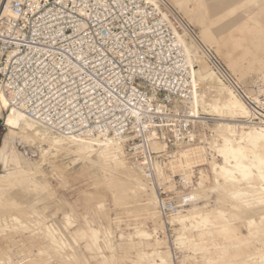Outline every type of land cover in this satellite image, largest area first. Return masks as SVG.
<instances>
[{
	"label": "rangeland",
	"instance_id": "obj_1",
	"mask_svg": "<svg viewBox=\"0 0 264 264\" xmlns=\"http://www.w3.org/2000/svg\"><path fill=\"white\" fill-rule=\"evenodd\" d=\"M162 1L176 25L190 69L191 64L195 66L192 89L199 105L194 112L202 115V119L212 118L213 123L196 124L188 146L177 143L171 131L157 134L158 141L166 145L165 151L159 154L156 169L158 188L125 155L123 144L125 168L113 169L109 176L90 167V163L95 164V156L83 163L71 147L49 148L50 143L39 140L31 146L17 144L19 155L34 167L41 164L37 169H26L27 172L0 165V264H154L162 256L172 263L178 257L176 264H238L244 258V262L249 260L246 264H264L258 257L264 254V205L246 201L244 206L230 199L227 202L228 190L234 183L228 184L227 190L221 193L223 197H217L218 201L206 202L202 194L198 201L190 200L180 214L171 218L173 222L167 223L159 215L155 194L159 189L167 197L186 194L190 197L199 191L201 180L206 181L205 189L213 186L212 165L221 164L222 158L209 153L207 145L214 141L213 126L220 123L210 113L209 104L215 100L221 104L227 97V89L213 74L208 58L214 57L247 89L256 87L264 93V0ZM237 125L238 132L247 127L242 123ZM7 127L5 117L0 118V141ZM198 146L205 147V164L193 168L190 189L173 190L171 177L178 172H172L171 161L178 158L181 150ZM44 151L47 154L42 163L39 154ZM129 169L131 175L127 173ZM12 172H19L20 178L6 179V174ZM141 176L145 190L132 191L129 186L141 181ZM119 180L125 186L131 184L125 187L128 192L111 191V184ZM152 191L156 207L146 204ZM232 203L236 205L233 208ZM224 204L228 205L224 208L227 220L224 226L192 228L191 221H186L184 226L176 222L181 216L223 209ZM31 210L32 218L22 220L21 214ZM90 229L98 232L96 242ZM146 256L150 258L146 260Z\"/></svg>",
	"mask_w": 264,
	"mask_h": 264
},
{
	"label": "built area",
	"instance_id": "obj_2",
	"mask_svg": "<svg viewBox=\"0 0 264 264\" xmlns=\"http://www.w3.org/2000/svg\"><path fill=\"white\" fill-rule=\"evenodd\" d=\"M167 11L162 0H0V96L57 135L120 141L156 187L161 155L151 138L171 131L188 146L193 127L203 124L192 111L191 69ZM208 62L247 108L246 126L264 130V93L247 89L214 57ZM191 177L178 171L173 190L190 189ZM157 190L166 223L190 203L188 194Z\"/></svg>",
	"mask_w": 264,
	"mask_h": 264
},
{
	"label": "bare ground",
	"instance_id": "obj_3",
	"mask_svg": "<svg viewBox=\"0 0 264 264\" xmlns=\"http://www.w3.org/2000/svg\"><path fill=\"white\" fill-rule=\"evenodd\" d=\"M4 1L5 0H2V4L4 3ZM180 41L182 40L180 39ZM194 68L195 66L191 64V70H192L191 75L193 76L196 73V70H194ZM220 90L222 91L221 87ZM259 91L263 93V90L259 89ZM226 96L227 97L225 98L224 101L221 102V104H218L216 100L212 101L211 104H209L210 113L216 115L218 118L215 120L219 121L220 123H217V125L213 126L214 128L212 129V131L214 135L212 136V139L214 141L212 140L213 142L207 145L209 148V153L211 154L216 153L217 156L222 158V163L221 164L213 163V165L211 164L213 183H214L213 186L211 188L205 189L206 181L201 180L202 179L201 178L200 179L201 181L198 183L199 191L196 190L190 196V200L192 201V203H194L197 199L198 200L200 199L201 194L205 197L203 199L207 200L206 202H210L211 200H215V199L217 200L218 199L217 197L219 196L221 197L222 196L221 193L224 192V190L225 191L227 190L226 188L228 184L230 186L231 183L232 184L234 183L233 187H231L230 189L228 188L229 190L227 193L228 194L227 197L229 198L226 197L228 199L227 202H229L230 199L231 202L233 200L236 202L238 201L239 204H243L244 206H246V201H254V203H257V205L263 206L264 205V130L261 128L247 126L245 127V129H241V131L238 132L239 125L237 124L238 123L245 124L244 119L247 118L248 111L247 108L244 106V104L236 97H234L228 89L226 91ZM196 105L199 104L193 98L192 100L193 113H196L194 112ZM4 111L6 112L5 116L3 115ZM2 117L3 118L5 117L6 125L9 126L6 128L5 133L2 135L0 141V165L3 168L12 167V170L13 169L16 171L22 170L25 172L28 171L26 169H30L32 167L33 169L39 168V165L41 163L38 162L39 165L36 164V166L34 167L33 164L28 162L23 156L19 155V153L16 151L17 144H28L31 146L36 140L46 141L50 143L51 146L49 148H53L56 146L71 147L74 150V153L79 157V160H81V162L83 163L87 162L88 160H91L92 156H95V164L90 163L91 164L90 167H92L93 170L96 169L101 170L103 176H109L111 173L110 171L113 169L119 170V168H125L123 161V158L125 156L124 149L120 141H115L108 137H99V136H96L91 139H75V138H67L61 135H57L53 133L49 128L41 124L32 122L26 119L21 113L10 109L6 99L3 96H0V118ZM226 118H228L229 121L226 122L225 120ZM200 121L206 122L205 119H202ZM229 122H233L236 124H231ZM216 138L220 140V143H218V139L216 140ZM151 139L152 141L150 144V148L154 153H160L162 151H165L166 149L165 144L160 143L158 140H156L153 137ZM46 152L47 151H44L42 154H39L42 160L40 162L42 163L44 162L43 158L45 154H47ZM205 162H206L205 147L198 146V147H192V148H187L185 150H181L178 153V158L175 161H171L170 165L172 167L171 169L173 173H176L178 171H183L187 177H190L191 173L193 172V168L203 166ZM211 162L214 161L212 160ZM125 170L128 169L126 168ZM17 173L15 172H12L10 174L7 173L6 175H8V177L6 179L20 178L18 177L19 174ZM127 173L128 175H131L132 174L131 169H129V172L127 171ZM133 174L134 175L136 174L135 176H137V172H135L134 170H133ZM140 178L141 181H138L134 186H132L129 183V185L131 186L129 185L128 186L132 191L142 192L145 190L146 187L144 186L143 183L144 178L143 176H141ZM119 181L118 182L115 181L111 184V191L115 192L116 190H120L121 192L124 191L126 193L127 188L125 187L128 186H125V183L123 181L121 180ZM153 191L151 192V198L147 200L146 204L151 207H156L154 198H155V194L156 197H158V195L155 191L154 194ZM248 204L250 205V203H247V205ZM226 206L224 204L223 209L220 208L212 212L207 211V212L196 213L194 215H191L190 217L181 216L180 219L176 220V222L179 225L184 226L186 221H191L193 222L190 224L192 228L195 226L198 227V226H205V225L208 226L215 224L219 226H224L226 220L224 210L227 208ZM231 206L233 208L236 205L232 203ZM202 207L203 206L196 208H202ZM11 209H15V208L12 207ZM144 211L146 212L147 210ZM180 212L177 214H180ZM15 214L18 215V213L16 212ZM31 215H33L32 210L26 211L25 213L23 212L21 214L22 220L26 221L28 219H31L32 218ZM12 219L18 221L17 218L15 217H13ZM170 222H173V220L170 219ZM249 225H251V221H249ZM90 230L92 233V240L96 242V240L98 239L97 237L98 232L95 229H90ZM47 236H48L47 238L50 239L51 236L50 235ZM54 241L56 242L55 239ZM258 257H261V259L264 260V254L262 255L260 253V256ZM149 258L150 257L147 256L145 257L146 260H148ZM244 259H242L241 262L238 264H246V262L249 261L246 259L247 261L244 262ZM0 263H2L1 260ZM154 264H173V263L168 261L166 257L162 256L158 258V263L155 262Z\"/></svg>",
	"mask_w": 264,
	"mask_h": 264
}]
</instances>
